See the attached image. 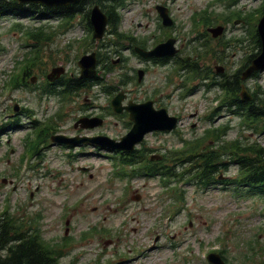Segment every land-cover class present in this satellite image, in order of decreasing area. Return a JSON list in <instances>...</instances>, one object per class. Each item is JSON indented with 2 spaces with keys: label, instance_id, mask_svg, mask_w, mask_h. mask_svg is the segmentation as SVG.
Instances as JSON below:
<instances>
[{
  "label": "rangeland",
  "instance_id": "rangeland-1",
  "mask_svg": "<svg viewBox=\"0 0 264 264\" xmlns=\"http://www.w3.org/2000/svg\"><path fill=\"white\" fill-rule=\"evenodd\" d=\"M211 1L214 3V0H125L118 28L126 36L115 44L108 24L101 39L104 46L113 43L115 48L130 43V38L148 48L165 40L166 35L175 39L178 52L165 65L142 61L130 51L122 50L128 60L114 61V68L98 74L105 90H112L120 79L125 80L110 92L113 95L121 89L126 99L135 102L152 99L158 101L157 106L163 103L169 114L179 116L175 132L146 135L143 144L153 149L149 154L182 148L183 140L198 137L209 126L222 123L227 125L225 139L244 135V142L256 138L264 145V132L247 130L229 113L228 107L219 103L222 97L219 89H207L197 78L185 81L188 71L182 66L190 65L181 61L185 56L209 73L213 74L219 65L231 76L249 52L246 43L243 47L231 43L224 48V41L219 44L217 40L225 35L227 38L246 34L245 25L232 21L225 25L219 23L217 16L211 26L223 24L225 28L213 38L202 18L194 17V13L206 7L221 11L223 5ZM240 3L248 5L246 0ZM157 4L167 6L173 20L171 25L161 24ZM198 19L200 22L196 23ZM41 20L31 14L0 18V210L7 209L21 229L38 228L41 240L53 244L60 252V264H209L206 255L212 249L221 250L227 264H264V193H247L252 188L234 187L231 181L238 175V168L227 157L220 156L224 165H219L215 173L223 179L220 183L210 182L202 187L196 184L191 169L182 180L163 187L165 184L158 178L121 179V173L129 168L117 164L113 160L117 157H111L106 150H96L90 144H82L80 147L84 148L79 149L50 142L47 127L50 132L67 136L104 134L119 139L131 124L125 112L115 114L108 109L113 95L103 93L99 85L63 96L43 92L44 71L63 66L66 74L78 75L76 62L80 55L90 52L88 46L94 42L91 44L84 27L87 24L79 16L65 32H61L60 21L51 20V28L44 31L51 33L56 29L53 33L56 35L51 42H40L38 55H34L30 45L24 46L26 40L21 30L39 25ZM17 22L23 27L16 28ZM203 40L208 41L207 46L216 57L212 50L201 56L206 49ZM97 49L103 50L100 55L109 56L104 54L105 49ZM23 57L30 61L27 67L35 77L33 81L28 79V87L20 85V75L14 74L26 62ZM116 58V54L111 56ZM19 59L22 60L17 67ZM137 68L146 69L141 81H137ZM263 68L257 77L247 74L243 83L264 90ZM124 72L132 76L131 80L121 75ZM100 114L103 121L96 127L73 126L83 115ZM35 126H41L40 139ZM27 135L39 144L34 154L28 152L31 145L25 144ZM208 142L211 143L206 139ZM83 167L87 169L82 171Z\"/></svg>",
  "mask_w": 264,
  "mask_h": 264
},
{
  "label": "trees",
  "instance_id": "trees-1",
  "mask_svg": "<svg viewBox=\"0 0 264 264\" xmlns=\"http://www.w3.org/2000/svg\"><path fill=\"white\" fill-rule=\"evenodd\" d=\"M227 3V7L235 6L239 0H223ZM258 5L256 8H252L249 11L232 9L228 14L220 16V22L226 23L230 17H241L246 23L250 24L249 35L237 36L234 35L233 39H225L223 46L226 47L233 43L235 46L248 45L249 52L246 54L242 60L241 66L235 70L233 75H227L223 73L221 80L217 82L220 89L224 91V98L229 99L228 103L236 106L235 113L241 117L245 122H253L259 124L263 128L264 124V91L259 87L252 90V100L250 102L243 103L239 99V91L241 87L240 73L243 68L249 63L250 59L254 57L260 50V41L258 35L255 31L254 24L257 17L264 13V0H258ZM91 2L98 3L108 16L110 31L115 36V44L117 41L126 36L118 28L119 21V9L123 5L124 0H81L79 3L72 5L70 7H61L57 13L55 7L48 8L44 6H39L37 4H31L28 6L18 5L15 0L11 2H6L5 0H0V17L9 13L17 11L27 14H37L40 17L44 15L53 16H64L72 17L74 14L82 13L86 23L89 26V31L91 30L90 23L88 20V4ZM16 3V4H15ZM11 4V5H10ZM218 14H215L217 17ZM202 23L207 26L211 24V19L207 16H202ZM25 34L32 43L36 45L39 40L47 39L48 37L44 35V30L42 26L29 27L25 30ZM247 38V41H245ZM132 40V38H130ZM134 41V39H133ZM207 40L202 45L206 44ZM93 40L91 41V44ZM221 43V41H220ZM113 44V43H112ZM133 44L140 45L143 44L139 41H134ZM101 46V44L99 45ZM93 47V45H92ZM212 50L206 47L205 51L201 56L207 54V51ZM217 51V50H216ZM104 54L109 56L112 54L110 52H115V45H108L105 49ZM213 53V50H212ZM216 57V55L213 53ZM105 55H98V62L102 64V67L110 65V58ZM218 59H221L218 56ZM27 65L23 66L21 69V75L27 76L30 74V70ZM198 66L194 65L191 71H199ZM109 70V68H106ZM21 77V78H22ZM60 84L65 86L64 88L58 90L59 94L63 96L68 94L70 91H78L89 85L85 80L80 78H66L61 79ZM48 127L46 128V130ZM39 135H37L38 137ZM40 139V136L38 137ZM215 140H220V136L215 137ZM36 145V143L34 144ZM35 148V147H34ZM151 149L140 148L134 149L130 153H123L120 156V163L123 166H134L132 169V176H145V177H155L161 176L166 177L169 180L172 177H181L184 172L182 167L186 162H190V166L196 167V173L200 178H205L211 172H215L218 169L219 163L216 161L219 156V151L223 150L221 154H228L229 159L239 166L243 174L239 177L240 181L235 180L240 184H250L252 187H257L260 192H264V167L261 164L264 161V146L259 142H247L244 143L240 137L235 138L231 141H223L218 144L217 148L205 151H196L194 147L185 148L183 150H169L168 153L164 154L160 160H149L147 157L148 152ZM199 150V149H198ZM209 151H211L209 153ZM168 154V157H167ZM191 168V167H190ZM187 170V169H186ZM127 175L124 173L123 176ZM38 228L34 229H21L17 226V220L8 213V210L0 212V264H60L59 255L51 245L47 242H43L40 238Z\"/></svg>",
  "mask_w": 264,
  "mask_h": 264
},
{
  "label": "water",
  "instance_id": "water-1",
  "mask_svg": "<svg viewBox=\"0 0 264 264\" xmlns=\"http://www.w3.org/2000/svg\"><path fill=\"white\" fill-rule=\"evenodd\" d=\"M19 1H30V2H41L47 5L54 4H69L76 2L77 0H19ZM157 9L161 16L163 17V22L170 24L171 20L166 19V14L161 7L157 6ZM90 22L93 27V37L95 39L101 38L103 36L106 24L107 16L100 9L98 4L93 5L90 10ZM213 36H217L221 33L222 27L217 26L215 28L209 29ZM257 31L261 43V51L256 55L252 60L250 65L242 72L241 77L244 78L247 74L261 69L264 67V15L259 20L257 24ZM173 39H169L165 42L159 43L151 50H144L139 47H134L135 51L141 56H161V55H172L176 52V49L173 46ZM78 64L81 67V77H89L95 73V53L83 55ZM62 69L55 68L52 70V76L56 77ZM218 71H221V68H217ZM143 74L141 69L138 70V78L140 79ZM242 99L247 100L250 96L247 94L244 87L241 90ZM122 93H118L112 100L111 104L116 112H121L122 109H126L129 112V118L132 120L133 125L131 129L120 138L119 141L111 139L106 136H94V137H73L68 138L63 135H55L52 137V140L55 142H65L77 145L80 142H91L99 144L102 146H107L115 150L130 151L133 149L134 145L139 143L145 133L152 130H162L169 131L173 129L176 125V117L168 116L165 109H154L152 101L148 100L143 103H134L129 101L126 106L121 105ZM80 122L82 127H94L101 124L102 120L98 117H82L77 123ZM101 139V140H100ZM207 259L212 264H224L219 255L215 253H209Z\"/></svg>",
  "mask_w": 264,
  "mask_h": 264
}]
</instances>
